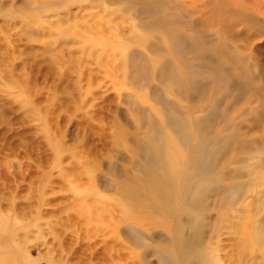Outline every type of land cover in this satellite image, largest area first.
Returning <instances> with one entry per match:
<instances>
[{"label":"rangeland","instance_id":"obj_1","mask_svg":"<svg viewBox=\"0 0 264 264\" xmlns=\"http://www.w3.org/2000/svg\"><path fill=\"white\" fill-rule=\"evenodd\" d=\"M0 264H264V0H0Z\"/></svg>","mask_w":264,"mask_h":264},{"label":"bare ground","instance_id":"obj_2","mask_svg":"<svg viewBox=\"0 0 264 264\" xmlns=\"http://www.w3.org/2000/svg\"><path fill=\"white\" fill-rule=\"evenodd\" d=\"M166 135L172 137L169 131H167ZM174 145L178 147L177 142H174ZM169 146L170 145L168 144V142H166V147L163 150L162 149L161 151L159 149L156 150L157 159L155 160L157 162H155L154 165L145 166L146 172L144 174L136 175L137 177L136 181L141 183V184H136V185L138 187V191L141 194H146L147 197L150 198L152 202L153 201H155V203L160 202L159 204L161 205V207H163L164 209L167 208L170 210L171 208L170 207L168 208L169 204L167 203V201L169 202L171 193L173 191H176L178 187L176 185L175 180H173L176 171L174 170L175 166L173 162H171L173 157L168 152ZM194 150L195 149H193L192 159L199 160L198 154L197 152L194 153ZM136 152L137 150H135L132 155H135ZM191 152H192V148H190L189 150V155L191 154ZM169 174H171L172 176H170ZM137 195H134V196H137ZM130 199L133 200V196L130 197ZM142 202L143 201H139V203L144 205Z\"/></svg>","mask_w":264,"mask_h":264}]
</instances>
